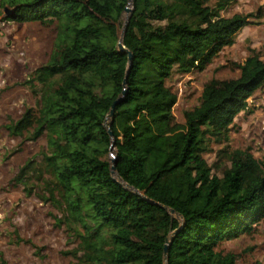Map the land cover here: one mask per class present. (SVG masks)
Returning <instances> with one entry per match:
<instances>
[{"label": "trees", "instance_id": "1", "mask_svg": "<svg viewBox=\"0 0 264 264\" xmlns=\"http://www.w3.org/2000/svg\"><path fill=\"white\" fill-rule=\"evenodd\" d=\"M229 3L4 1L7 21L56 27L49 62L34 74L40 109L25 110L7 129L30 141L48 138L41 166L28 161L15 181L51 177L41 180L44 201L59 210L56 224L75 244L64 253L72 264H234L233 255L214 250L264 219V163L249 151L224 150L229 166L216 175L203 158L211 144L228 143L235 118L264 93V53L250 50L238 78L207 82L183 125L174 123L177 96L166 86L175 74L204 71L253 24V15L222 17ZM0 264H7L1 254Z\"/></svg>", "mask_w": 264, "mask_h": 264}, {"label": "rangeland", "instance_id": "2", "mask_svg": "<svg viewBox=\"0 0 264 264\" xmlns=\"http://www.w3.org/2000/svg\"><path fill=\"white\" fill-rule=\"evenodd\" d=\"M0 0V254L7 264H72L64 255L75 244L67 241L66 229L57 226L61 213L50 202L41 180H50L46 173L40 180L35 175L26 178L21 186L15 178L20 169L33 161L39 168L47 152L48 138L44 134L35 141L28 133L12 136L7 127L20 119L25 110L37 112L43 92L34 80L35 72L49 62L56 38L55 25L16 23L7 21ZM221 12L224 18L240 14L253 15L251 25L235 36L231 47L223 48L204 71L173 75L166 86L177 96L173 108L174 123L183 125L184 113L200 104L204 85L212 79L238 78V64H242L255 50L264 53V0H229ZM12 12L13 9H8ZM129 10L132 6L129 5ZM14 11V10H13ZM129 13H123L116 24V35L122 38ZM110 155L115 152L111 147ZM249 151L264 163V93L258 91L248 100V108L239 114L229 132L226 144H211L203 158L212 174L221 175L228 167L221 151ZM115 179V174L112 175ZM215 253L233 255L234 264H264V219L253 226L250 234H241L220 243Z\"/></svg>", "mask_w": 264, "mask_h": 264}, {"label": "water", "instance_id": "3", "mask_svg": "<svg viewBox=\"0 0 264 264\" xmlns=\"http://www.w3.org/2000/svg\"><path fill=\"white\" fill-rule=\"evenodd\" d=\"M124 13H131V10H129V6H127L125 9H124ZM128 19H129V16H128V18H127V21H126V23H125V26H126V24H127V22H128ZM118 50L120 51V52H123V51H126L125 50V48L123 47V45L121 44V41L118 43ZM128 62H129V65L131 64V62H132V55L128 52ZM123 85H125V81H124V83H123ZM125 94V93H124ZM117 104V102H115L114 103V105H113V107L111 108V111H110V113H109V116H108V118H111L112 117V115H113V112H114V107H115V105ZM107 130H108V134H109V136L110 137H112V133H111V131H110V128L108 127L107 128ZM113 146H114V144H112V148H113ZM111 174L112 175H114L115 174V163L114 162H112V166H111ZM170 213L171 214H175V212L174 211H170ZM168 243H169V241L167 240L166 241V245H165V247H164V258H165V262H166V260H167V250H168Z\"/></svg>", "mask_w": 264, "mask_h": 264}]
</instances>
